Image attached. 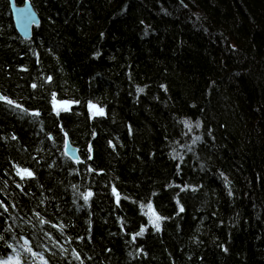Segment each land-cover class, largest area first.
Returning <instances> with one entry per match:
<instances>
[{"label":"trees","instance_id":"obj_1","mask_svg":"<svg viewBox=\"0 0 264 264\" xmlns=\"http://www.w3.org/2000/svg\"><path fill=\"white\" fill-rule=\"evenodd\" d=\"M29 1L24 38L0 0V263L264 264V0Z\"/></svg>","mask_w":264,"mask_h":264},{"label":"water","instance_id":"obj_2","mask_svg":"<svg viewBox=\"0 0 264 264\" xmlns=\"http://www.w3.org/2000/svg\"><path fill=\"white\" fill-rule=\"evenodd\" d=\"M8 2L12 21L17 33L24 38H28L31 35L32 27L39 23V17L36 11L29 0H24L22 4H17L15 0H8ZM0 97H3L1 93ZM63 151L70 159L79 161L76 148L70 144L66 136L64 138Z\"/></svg>","mask_w":264,"mask_h":264},{"label":"snow or ice","instance_id":"obj_3","mask_svg":"<svg viewBox=\"0 0 264 264\" xmlns=\"http://www.w3.org/2000/svg\"><path fill=\"white\" fill-rule=\"evenodd\" d=\"M48 79L50 80L51 77H49ZM33 87H35V85H33ZM139 91H143V90H142V89H139ZM0 99H5V98L0 97ZM8 103H12V101H8ZM93 107H95V106H93ZM100 114H103V111H102V110H100ZM184 123H185L186 126H189V122H188V121H185ZM196 126L199 127V124H197ZM197 139H199V138H197ZM23 173H24L25 175H27V176H32V172L29 171L28 169H24V170H23ZM91 195H92V193L89 192L87 195L84 196V200H85V202L88 201V199H89V197H90ZM147 208L151 211V210H152V205L149 203V204L147 205ZM181 211H183V208H181ZM152 214L155 215L154 212H153ZM156 219L159 220L160 217L157 216ZM155 226L157 227V229H159V224H158V223L155 224ZM144 230H145V229L142 227V228H141V231H140L139 233H137V235H142L143 232H144ZM28 251H31V249H28ZM7 264H19V261L16 260V261L13 262V261L10 260V261L7 262Z\"/></svg>","mask_w":264,"mask_h":264},{"label":"rangeland","instance_id":"obj_4","mask_svg":"<svg viewBox=\"0 0 264 264\" xmlns=\"http://www.w3.org/2000/svg\"><path fill=\"white\" fill-rule=\"evenodd\" d=\"M71 105L70 101H58L57 99L52 100V107L54 110H59V109H66L69 108ZM94 104H91L87 106V109L90 111L91 114L99 113L101 109L97 108ZM10 261V260H9ZM11 261H16V260H11ZM8 261L2 262L0 264H7Z\"/></svg>","mask_w":264,"mask_h":264}]
</instances>
